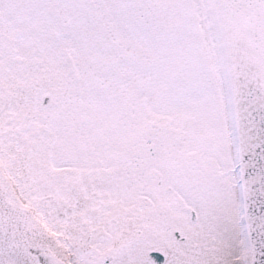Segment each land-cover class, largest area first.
Listing matches in <instances>:
<instances>
[{"label": "snow or ice", "instance_id": "1", "mask_svg": "<svg viewBox=\"0 0 264 264\" xmlns=\"http://www.w3.org/2000/svg\"><path fill=\"white\" fill-rule=\"evenodd\" d=\"M0 264H264V0H0Z\"/></svg>", "mask_w": 264, "mask_h": 264}]
</instances>
